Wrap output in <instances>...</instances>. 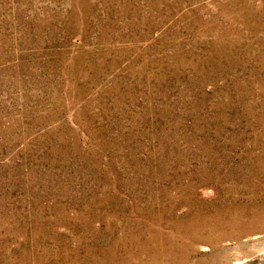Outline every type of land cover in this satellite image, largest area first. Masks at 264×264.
Listing matches in <instances>:
<instances>
[{
	"label": "rangeland",
	"instance_id": "obj_1",
	"mask_svg": "<svg viewBox=\"0 0 264 264\" xmlns=\"http://www.w3.org/2000/svg\"><path fill=\"white\" fill-rule=\"evenodd\" d=\"M215 212L242 235L186 264H264V0H0V264H137Z\"/></svg>",
	"mask_w": 264,
	"mask_h": 264
},
{
	"label": "bare ground",
	"instance_id": "obj_2",
	"mask_svg": "<svg viewBox=\"0 0 264 264\" xmlns=\"http://www.w3.org/2000/svg\"><path fill=\"white\" fill-rule=\"evenodd\" d=\"M239 220L240 217L235 214L218 212L213 215L198 214L190 220L177 223L172 232L159 234L154 251L150 252L151 259H138L137 264H186L190 261L189 253L197 243L216 244L226 238L241 236V232L228 233L225 230L227 227H237Z\"/></svg>",
	"mask_w": 264,
	"mask_h": 264
}]
</instances>
